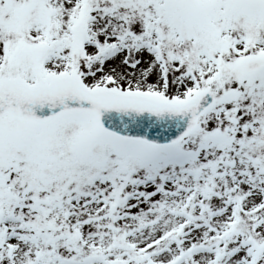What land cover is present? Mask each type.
I'll list each match as a JSON object with an SVG mask.
<instances>
[{"label":"snow or ice","instance_id":"1","mask_svg":"<svg viewBox=\"0 0 264 264\" xmlns=\"http://www.w3.org/2000/svg\"><path fill=\"white\" fill-rule=\"evenodd\" d=\"M0 264H264V0H0Z\"/></svg>","mask_w":264,"mask_h":264}]
</instances>
